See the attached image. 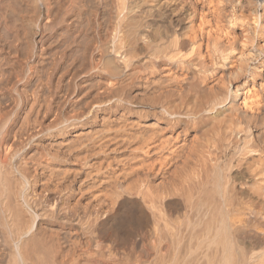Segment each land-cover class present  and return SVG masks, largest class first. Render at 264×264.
<instances>
[{
    "label": "bare ground",
    "instance_id": "bare-ground-1",
    "mask_svg": "<svg viewBox=\"0 0 264 264\" xmlns=\"http://www.w3.org/2000/svg\"><path fill=\"white\" fill-rule=\"evenodd\" d=\"M234 10L0 0V264H264V79L235 82Z\"/></svg>",
    "mask_w": 264,
    "mask_h": 264
},
{
    "label": "rangeland",
    "instance_id": "rangeland-1",
    "mask_svg": "<svg viewBox=\"0 0 264 264\" xmlns=\"http://www.w3.org/2000/svg\"><path fill=\"white\" fill-rule=\"evenodd\" d=\"M227 2L232 7L234 6V8H235L234 11L236 13H238V14H236V16H238L237 18H232V21H234V23H237V24L231 23L230 26L228 25L231 28V29H229L230 35H231V37L233 36V38H232L233 41H237L239 43L241 42L239 44L240 46L236 42L237 44H235V46L236 47L238 46L237 47L238 49L234 46V50L235 51H234V53L233 52L231 53V56L234 57V59L232 58V60L231 59L227 60V62L230 63L232 70L237 69L238 65H240V64H241V66L244 69L241 73L237 74V76H236L237 79L235 80V82H240V84H242L243 81L245 82L246 80H248L249 84H247V87H252L253 83L259 85V82L260 81L262 82V80L264 79V50H263L264 49V35L261 34L258 37L257 33H255L254 24H253V21L251 20L250 13L248 12L249 11V4H248L247 0H227ZM239 14L244 16V18L241 19ZM245 16L248 17V18H246ZM244 20H246V21H244ZM252 27H253V29H252ZM255 48H256V50H255ZM258 48H260V49H258ZM261 49L263 50V52H261ZM254 55H256V56H254ZM257 56L258 57L260 56V57L258 58ZM245 58L247 59V61L243 60ZM250 58H252V59L250 60ZM256 59H258V60H256ZM239 61H241V62H239ZM257 61L258 62L262 61L263 63L260 65V68L257 70L258 73L256 75H254V76H250L248 71H246V69L248 68V64L250 66H252V65L256 64ZM227 69H228V67H225V70H227ZM233 79H234V77H233ZM240 100H242V95L240 97ZM2 237L3 236L1 234L0 235V242L2 243L1 245H3V242L1 241ZM2 247H0V248L3 250L4 247L3 248Z\"/></svg>",
    "mask_w": 264,
    "mask_h": 264
}]
</instances>
